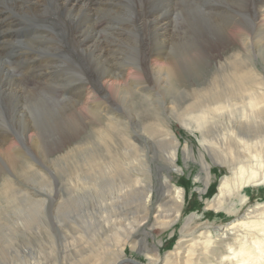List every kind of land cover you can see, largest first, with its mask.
Returning a JSON list of instances; mask_svg holds the SVG:
<instances>
[{"label":"bare ground","instance_id":"obj_1","mask_svg":"<svg viewBox=\"0 0 264 264\" xmlns=\"http://www.w3.org/2000/svg\"><path fill=\"white\" fill-rule=\"evenodd\" d=\"M3 1L6 2L0 8L1 50H5L8 57L15 58L19 62L17 67L19 66L20 72H23L22 82L33 86H27L29 88L20 91L13 90L15 84L19 83V76L18 78L12 75L7 78L3 76L2 84L0 76V85L6 86L0 87L5 94L4 96L0 92V168L14 171L18 166L26 170L37 167L29 159V155H33L32 151L38 149V135L35 136L33 129L36 118L28 113L25 102L39 91L48 89L46 85L31 81L27 73L37 75L35 71L41 67L40 73L50 75L48 78H52L56 76L57 69H61L66 71L61 75L64 77L62 79L70 83L68 78L66 79V76L71 77L68 74L70 68L66 66L69 63L75 68L73 62L66 61L70 57L62 56L66 66H61L56 65L55 61L53 64L49 62L53 57L50 56L51 59L43 61L41 60L43 58L39 59V55L42 50L49 48L60 60L61 46L66 44L68 39H72L74 60L78 63L86 61L87 67L83 68L85 73L77 76L86 81L83 83L81 79L79 80L82 83L76 86V101L66 98L69 102L68 109L74 111L76 117L81 118H78L79 124L88 126L92 122L90 134L93 138L97 133L94 140L84 147L82 144L86 141L76 140L77 148L73 147L71 150L78 154L76 176L84 183V186L79 188L80 192L78 191L80 209H77L80 211L78 214L76 211L75 215L81 218L87 217L86 220L83 219L84 226L80 225V228L72 226V230L79 229L78 232L82 235L86 233L87 236L96 237L97 240L89 243L91 238H88L82 241L89 245L88 249H77L78 253L75 250L78 259L71 264H123L125 245L131 241L132 248L137 246V242L131 237L132 232L148 220L150 212L153 219L150 229L168 228L180 221L185 197L184 190L174 186L168 178L169 170L176 168L178 171L175 163L180 146L178 141L168 128H164L161 123L154 120L143 125L137 133H132L128 126L129 121L122 120L121 112L117 106L115 107L113 94L128 89L132 96L141 98L143 94L151 95L154 91L152 76L155 72L164 74L166 83L171 86V82H168L170 78L184 75L179 67L181 64L188 62L190 58L199 61L206 58L211 48L206 45L203 51L202 47L201 50H196L180 46L174 56L169 53L174 46L183 43L180 41L183 26L179 27L183 24L175 16V11L188 5L198 8V5L202 6L204 2L209 8L216 9L217 14H227L231 10L243 14L246 20L240 17L231 22L224 21L229 27L220 37L222 42L218 43V38L212 40L216 46L219 44L221 46L233 44L235 40L237 42L241 34L249 36L253 31L251 25H256L257 32L264 34V0H158L159 4L167 8L160 13H158L159 7L155 5L156 0H141L140 3L132 4V19L130 22L125 19L126 26L122 30L114 25H121L119 24V19H123L121 12L126 11L128 14L131 7L130 0H99L100 2L93 3L86 0ZM144 4L152 9L147 10ZM240 8L244 9L243 12L246 11L247 16ZM8 10L12 13L14 10L18 12L22 10L23 14H20V17L23 19H36L34 16L37 17L39 12L46 14V19L40 18L44 22L45 29L26 38L27 40L19 48L15 43L13 44L14 39L19 36L27 37L28 32L17 30L18 27H14L11 21L6 20L9 14L3 15ZM104 17L113 21L112 25L106 24L111 31L108 33L110 35L103 32L105 26L98 28L100 18L104 19ZM170 27L172 33L168 35L167 30ZM144 31H147L149 36ZM240 42H244L243 46L248 51V43L251 42L247 39H240ZM110 44L115 46L109 48L107 45ZM199 54H202L201 59ZM230 59L226 63L228 68L226 72L234 76L233 86L230 89H224L223 86L215 88L208 83L204 87L197 88L199 94L196 105L199 109L181 122L190 131L200 132V144L210 153L214 162L233 167L231 175H225L221 179L216 195L207 204V208L216 213L224 211L233 214L239 209L236 204L238 202L243 204L245 197L242 193L246 194L247 187L264 185V76L257 75L255 69L242 61L238 55L232 54ZM90 60L95 63L96 70L88 67ZM239 62L243 67L237 72ZM192 84L197 87L202 85ZM187 85L185 87L189 90L191 83ZM87 89L90 99L82 101ZM224 108L227 110L224 111ZM217 117L223 118V122L210 128L209 122ZM97 119L99 121L95 122ZM131 120L135 119L131 117ZM101 121L103 128L98 130L96 127ZM110 124H114L113 141L110 140V132L104 134L110 129ZM214 128L217 129L213 131ZM211 132L214 134L210 135ZM80 134L79 128L65 134L68 137L64 141L63 138L60 139L61 147L75 140ZM153 143L162 144L161 152L157 153V159L160 161L155 163L157 171L155 197H153L152 168L144 147L145 144L152 147ZM51 144L53 142L47 143L45 148ZM184 154L188 159L190 152L186 146H184ZM200 160L204 176L202 178L199 176L197 180H202L206 186L210 179L209 165L202 153ZM6 186L10 190H17L19 184L15 180H9ZM33 196L34 199L28 196L25 198L35 204L45 202L43 197H36L35 194ZM233 198L239 200L235 202ZM136 210L140 213L130 216ZM16 219L15 223L18 224L20 218ZM193 220L192 216L184 220L180 229L182 237L187 236L185 228ZM20 222L23 230L29 227L22 219ZM52 222L44 223L42 226L40 224L39 229L45 232ZM55 228L56 226L51 231H56ZM29 229L32 230L30 227ZM111 237H114L112 245L106 242ZM190 241L192 244L186 249L188 255L175 258L173 264H182V259L187 264H264V203H257L247 208L244 213L236 216L225 226H218L215 234L205 229ZM20 249H18L19 256L22 257L17 254L19 260L29 256L25 264H41L37 252L34 253L32 249L30 252L28 249L27 251ZM195 251L200 255L209 254L211 259L200 255L193 258ZM146 257L148 263L159 264L161 261V257L156 254L146 253ZM169 257L171 253L164 257V264L169 262Z\"/></svg>","mask_w":264,"mask_h":264},{"label":"rangeland","instance_id":"obj_2","mask_svg":"<svg viewBox=\"0 0 264 264\" xmlns=\"http://www.w3.org/2000/svg\"><path fill=\"white\" fill-rule=\"evenodd\" d=\"M86 1L93 3L99 0ZM130 1L131 7L128 14H126V11L121 12V17H123V19H119V24L121 25H114L119 26L118 28L121 30L126 26L124 25L125 19L129 22L132 19V4L134 2H141V0ZM157 1L158 0L155 1V5H157V8L159 7L160 11H158V13L167 10L166 7H163ZM4 2L6 1H0V8L3 7L2 5ZM144 7H146L147 10L152 9L146 4H144ZM215 10L216 9L209 8L208 5H204L203 2V5H198V8L194 5H188L175 11V16L183 24L179 25V27L183 26V30H181L182 39L180 40L183 43L174 46L169 53L174 56L177 51L176 49L180 46L185 49L195 48L196 50H201L202 47V51L205 49V45L211 48L208 50L205 59L199 61L190 58L188 62H184L179 66L184 75L168 80L173 87L166 83L167 79L164 74L155 72L152 76L154 91H152L151 95L143 94L141 98L136 95L132 96L128 89L113 94L115 107L117 106V109L121 112L122 120L129 121L128 126L132 133H137L138 129H141L143 125L154 120L157 123H161L164 128H168L173 137L178 141L180 146L177 151V159L175 160L178 171L176 168H173L174 170H169L168 178L174 186L181 187L184 190L185 197L180 221L168 228L162 230L158 227H153L150 229L149 226L153 222L150 212L148 220L132 232L131 237L137 242V246L132 248L131 241V244L128 242L127 245H125L123 264H137L136 262L155 264L154 262L148 263L149 261L146 257V253L160 256L161 261L159 264H164V257L171 253V257L168 259L169 262H166V264H173L175 258H182L188 255L186 249L192 244V241H190L192 237L198 236L199 233L205 229H209L212 234H215L218 226H225L236 218V216L244 213L247 208H251L257 203H264V185H252L246 188V194L242 193L245 197L243 199V204L239 202L236 204L240 209L237 210L238 213L229 214L224 211L216 213L212 209H208L207 204L216 195L219 182L225 175H231L233 167L227 164L220 165L218 162H214L210 153L200 144V132L198 130L194 132L190 131V129L184 127V124L181 122L182 119H187L190 114L199 109L198 105H196L198 104L196 100L199 94L197 88L204 87V85L208 83L212 84L215 88L223 86L224 89H230L231 86H233L232 79L234 76L226 72V70H228V68H226V63L231 60L230 56L232 54L238 55L242 61L253 67L257 75L264 76V34H259L256 25H251L254 32L251 31L249 36L241 34L239 39L237 38V42L235 40L233 44H223L221 46L219 44L216 46L212 40L218 38V43L222 42L220 37L229 27L224 21L227 23V21L231 22L238 20L240 17L242 20H246V17L241 13L239 14L236 10L228 11L227 14H217L218 12ZM240 10H242V12L244 11L242 8H240ZM8 11L3 15L9 14L6 20L11 21L14 27H18L17 30H21V32L26 30L28 32L27 37L19 36L17 37L18 39H14L13 44L15 43L19 48H21L27 40L26 38L34 36L42 29H45L44 22L40 18H45L46 14L42 12L37 13V17L34 16L36 19H23L20 17V14H23L22 10L19 12L12 10L13 13L10 12V10ZM243 13L247 16L246 11ZM100 19L98 28L105 26V31L103 32L107 34L110 33L111 31L107 28V25H112L113 21L111 19L109 20L107 17ZM167 31L168 35H171L172 28L170 27ZM144 33L147 34V31H144ZM103 35L105 34H102V36ZM147 35L146 37L149 36ZM240 39H247V41L251 42L248 43V51L246 47L243 46L244 42H240ZM72 41V39H68L66 44L61 46L60 60L63 65L60 64L61 61L59 58H57L49 48L42 50L39 55L40 57L38 56L39 59L43 58L41 59L43 61L53 57L49 62L53 64L55 61L56 65L61 66H66L62 60V56L70 57V59L66 61L73 62L75 66L74 68L69 63L67 64L68 66H66L70 68L68 74L71 77L66 76V79L68 78L70 83L64 81L63 76L61 77V75L66 72L61 69H57V74L55 73L56 78H48L50 75H42L40 73L41 67H39L40 69H38V71H35L37 75H32L29 72L27 73V76L29 78L31 77V81L46 85L48 90L39 91L25 102V106L29 110L28 113L36 118L33 129L35 131V136L38 135V149L32 151L33 155H29V159L37 167L26 170L18 166L14 171H7L0 168V264H25V260H28L29 256L19 260L18 249L20 248L22 251H27L26 249H28L30 252L32 249L34 253L37 252L36 254L39 256L38 259L41 264H71L78 259L77 249H88L87 246L89 245L82 241L88 238H91L89 243L92 242V240H97L96 237H89L86 233L82 235L78 232L79 229L72 230V226L78 228H80V225L84 226L83 219L86 220L87 217L81 218L75 215L76 211L77 214L80 211H78V209H80V206H78V195L81 190L79 188L82 185L84 186V183L76 176L75 166L78 154L71 150L73 147L77 148L76 140L82 142L86 141L82 144L84 147L88 145V143L90 144L91 140H94L97 135L96 133L93 138V135L90 134V125L92 122H90L88 126L79 124L78 118L80 117H76V113L68 109L69 102L66 98H72L76 101V86L86 81L84 79L82 80V78H80L82 82L79 81L80 79L77 78V76L85 73L83 68L85 66L87 67L86 61L78 63L74 60L72 56V49L74 48ZM118 43H120V41H118ZM107 46L110 48V46L114 47L115 45L110 44ZM5 53V50H1L0 47V61H2V63H0L1 84L3 83V76L7 78L12 75L13 77L17 76V78L19 76V83L15 84V89L12 88L13 90L20 91L32 87V84L30 85L29 83L26 85L22 82L21 76L23 72H20L21 68H19V66L17 67L19 62L15 58L12 59L8 57L7 53ZM88 67L93 70L97 69L92 60L88 62ZM242 67L243 64L239 62L237 72H240ZM13 73L15 74L13 75ZM59 80L63 81L60 82ZM189 83H191V85L188 90L185 86H188L187 84ZM192 83L202 85L197 87V85H193ZM0 87L5 88L6 86L0 85ZM0 90L1 94L5 96L1 88ZM88 92V89L84 92L82 101L90 99ZM226 110L227 109L224 108V111ZM131 117L135 120H131ZM223 120L224 119L220 117L215 118L209 122L211 123L210 128L223 122ZM98 121L99 119L95 122ZM113 125L114 124H110V129L104 132V134L110 132L109 137L111 141L115 139L113 135ZM78 128L81 129V134L76 137L75 140L61 147L60 139L63 138L64 141L66 137H68L67 135L65 136V134L72 133ZM96 128L101 130L103 128V122L101 121ZM216 129L217 128H214L212 130L215 131ZM211 134L214 133L211 132L210 135ZM142 141L144 140L142 139ZM49 142H53V144L45 148V145ZM153 144L152 147L146 144L144 147L152 168L153 197H155V182L157 176L155 163L160 161L157 159V153L161 152L162 144ZM184 146H186L190 152L188 159H186L184 154ZM201 153L209 165L210 179L206 186L202 180H197L199 176L201 178L204 176L200 163ZM9 180L17 181L19 184L17 190H10L6 186ZM38 192L40 194H37ZM33 194H35L36 197H43L45 202L42 204H35L25 198L28 196L30 199H34L33 197L35 196H33ZM233 200L237 202L239 199L233 198ZM139 213L140 212L136 210L133 211L130 216L133 214L138 215ZM80 214L82 213L80 212ZM190 216H192L194 220L185 228L187 236L182 237L180 229L183 226L184 220ZM140 217L139 215V218ZM16 218L22 219L32 230L29 229V227L23 230L21 228L20 219L18 220V224L15 223L17 220ZM56 220H59V222H56ZM50 222L52 223L49 224L45 232H42L43 229H39L40 224L42 226L44 223ZM54 223H56V225H54ZM55 226L56 231H51ZM27 228L29 230H27ZM51 235L53 237H51ZM180 241H183V243L180 244ZM106 242L112 245L114 243V237L107 239ZM75 250L77 253H75ZM20 253L22 252L20 251ZM197 255L200 254L195 251L192 257L195 258ZM62 256L64 257L62 258ZM200 257L211 259L209 254L200 255ZM128 259L135 260L136 262L129 261ZM213 262H215V260H213ZM182 264L187 263L182 259Z\"/></svg>","mask_w":264,"mask_h":264},{"label":"water","instance_id":"obj_3","mask_svg":"<svg viewBox=\"0 0 264 264\" xmlns=\"http://www.w3.org/2000/svg\"><path fill=\"white\" fill-rule=\"evenodd\" d=\"M129 261H135V260H132V259H128ZM136 262V261H135ZM137 264H143V263H140V262H136Z\"/></svg>","mask_w":264,"mask_h":264}]
</instances>
